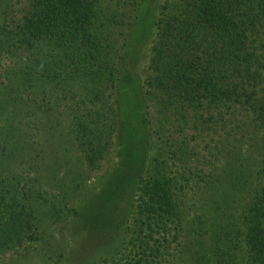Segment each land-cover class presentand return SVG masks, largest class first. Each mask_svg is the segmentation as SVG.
Returning <instances> with one entry per match:
<instances>
[{"label": "rangeland", "instance_id": "374dc122", "mask_svg": "<svg viewBox=\"0 0 264 264\" xmlns=\"http://www.w3.org/2000/svg\"><path fill=\"white\" fill-rule=\"evenodd\" d=\"M160 1L137 0L128 45L121 51L130 8L123 0H91L95 44L90 50H96L99 62L88 64L85 50H80V78L58 85L49 79L44 101L37 99L39 104L33 105L23 82L2 75L17 61L12 56L17 37L6 35V27L14 17L30 12V2L0 0V182L26 206L34 223L32 237L0 253V264L130 261L141 251L134 216L141 180L150 175L169 181L178 203V219L169 231L155 235L162 244L160 264H248L244 216L248 193L262 182L255 174L264 164L262 136L253 140L251 119L239 117L235 135H245L241 144L247 155H241L237 141L228 152L220 146L221 122L205 124V131L195 129L190 121L195 113L189 110V122L184 124V119L177 131L176 108L164 113L156 106L157 96L144 99ZM112 60L118 66L116 82L110 77ZM120 101L125 107L127 102L133 109L142 108L140 121L149 123L139 130L133 147L137 155L131 157V145L130 156L123 152V132L117 128L111 140L107 132L102 135L108 141L104 156L91 166L79 142L68 135L70 119L88 113L91 137L96 136L98 129L110 125ZM30 111L42 119L29 118ZM4 115L16 119L6 123ZM26 116L18 131L20 117ZM120 171L127 176L118 177ZM199 244L201 252L196 254Z\"/></svg>", "mask_w": 264, "mask_h": 264}, {"label": "trees", "instance_id": "16d2710c", "mask_svg": "<svg viewBox=\"0 0 264 264\" xmlns=\"http://www.w3.org/2000/svg\"><path fill=\"white\" fill-rule=\"evenodd\" d=\"M29 2L30 12L14 17L6 27V35L14 33L17 37L13 43L16 51H12L17 61L7 66L2 75L10 82H23V91L32 96L29 98L33 105H38L37 99L44 101L49 79L58 85L65 80L68 84L75 83L80 78L83 73L78 63L82 54L80 50H85L84 59L88 64L93 60L96 64L99 59L95 57L96 50H90L95 44L90 32L94 16L91 0ZM123 3L130 8V13L123 34L127 37L121 51L128 45L133 25L130 19L137 0H123ZM121 57L119 55L117 60ZM113 60L110 77L116 82L119 80L118 66ZM88 78L91 79L92 75ZM144 86V99L157 96L156 106H161L164 113L168 108H176L173 119L178 125L177 131L183 129L184 125L180 126V123L184 119V124L189 122L186 114L190 111L195 113L190 120L195 129L205 131V124L221 122L220 146L228 152L237 141L241 155H247L241 144L245 135H235L239 117L246 115L255 132L253 140L262 136L264 152V0H161ZM119 93L122 95L121 89ZM125 104L126 107L120 101L113 108L110 125L105 130L98 129V134L93 137L88 113L75 114V119H70L71 132L68 135L73 142H79V148L91 166L98 165V160L103 158L108 137L111 140L117 128L123 132V152L129 155L127 146L131 145V157L137 155L133 147L140 135L139 130L149 123L140 121L142 108L133 109L131 103L129 106L127 102ZM28 113L29 118L42 119L32 111ZM10 118L4 115L3 120L8 123ZM25 119L27 116L20 117L18 131H21L20 125ZM213 128L210 127L217 130ZM105 132L107 140L101 138ZM262 165L255 172L256 179L262 182L248 193L250 205L244 216L248 264H264ZM120 172L118 177L127 176L125 171ZM2 188H8V185L0 182V253L24 244L34 230L32 214L26 206L9 190ZM178 216V203L169 181L155 175L142 179L134 216L136 242L141 251L138 257L124 264H160L162 244L155 235L160 230L169 231ZM196 248L195 253L199 254L200 244Z\"/></svg>", "mask_w": 264, "mask_h": 264}]
</instances>
